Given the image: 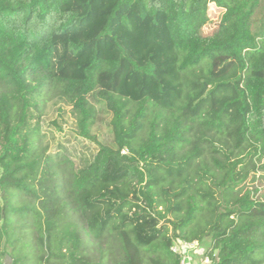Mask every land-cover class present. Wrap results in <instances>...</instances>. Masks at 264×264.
<instances>
[{
  "label": "trees",
  "instance_id": "16d2710c",
  "mask_svg": "<svg viewBox=\"0 0 264 264\" xmlns=\"http://www.w3.org/2000/svg\"><path fill=\"white\" fill-rule=\"evenodd\" d=\"M96 1L0 0V264H264L263 0H114L91 48Z\"/></svg>",
  "mask_w": 264,
  "mask_h": 264
},
{
  "label": "rangeland",
  "instance_id": "374dc122",
  "mask_svg": "<svg viewBox=\"0 0 264 264\" xmlns=\"http://www.w3.org/2000/svg\"><path fill=\"white\" fill-rule=\"evenodd\" d=\"M82 3L87 2L88 0H80ZM113 1L114 0H97L96 3H94L92 6H90L89 10H87L85 12L88 13V11H94L95 12V16L91 17L90 20V24L85 25V27H83L82 29V36L78 39V38H74L76 41H81V42H90V47L94 48L96 46V42L97 41H103L104 38L100 39L98 37L100 30L102 29V27L105 24V20H106V16L109 13V11L111 10L112 6H113ZM97 15V16H96ZM209 15L211 16V24L208 25L207 27H205L203 29V34L204 35H208L211 34L212 32L215 31V29L218 27V24L221 21V17L223 15V13L218 10L217 8L213 7L210 9L209 11ZM264 16V0L262 1V8L258 10L257 14H256V19L260 20L262 17ZM84 17V15H83ZM84 19H86L84 17ZM137 25H140V23H136ZM143 29L146 30L145 28V24H143ZM117 34L115 31L113 32V35ZM131 33H118V37L121 41V45L127 49L129 54L134 55L135 54V50L134 48L138 47V44H136V42L133 44L134 40L130 37ZM140 35V34H139ZM125 37V38H124ZM143 37V35L139 36ZM111 37L109 36V38H107L108 41H110ZM64 42V41H63ZM111 42V41H110ZM103 43V42H102ZM125 43H127L128 45H126ZM88 55V52H87ZM56 59L58 60V63H62L64 65H66V63L71 64V71L72 73L76 74V75H80L81 71H82V66L87 62L88 58L85 59H81L78 57H75L71 54H66L65 53V49L63 46L60 47L59 52L56 54ZM138 93L141 92V89L136 90ZM127 154V151H125ZM205 165H208L209 167H212L213 169H215L212 158H211V154L209 151H207L206 153L203 154V156L201 158H199L196 161L195 164V168H203L205 167ZM193 179L195 180V182L197 181V177L193 174ZM204 188H206L207 186H209L213 191L216 192V194L219 196V191L217 190L216 187L213 186L212 182L209 180H206V185H200ZM254 187H258L261 188L260 193L258 194V197H260L261 195L264 194V180H258L256 178H254L253 172L250 174V177L248 178V180L239 188H237V191L239 192V195H243L247 190H252ZM160 210V208H159ZM204 218H209L208 216H204ZM198 220L200 222V225H204V220L202 218V216L198 217ZM163 224V222H162ZM169 227V235H172L173 233V227L171 225H168ZM86 239L88 242H90V237L88 235H86ZM209 249H211V237H206L204 239L203 244H200V246H198L197 248V252L200 256H205L206 253L209 251ZM2 261L4 264H12V259L10 257H3Z\"/></svg>",
  "mask_w": 264,
  "mask_h": 264
},
{
  "label": "built area",
  "instance_id": "2783aa9c",
  "mask_svg": "<svg viewBox=\"0 0 264 264\" xmlns=\"http://www.w3.org/2000/svg\"><path fill=\"white\" fill-rule=\"evenodd\" d=\"M197 248V242L189 243L182 239H177L171 249L173 252L182 256L181 264H213L212 259L208 256L198 258L196 256L198 251Z\"/></svg>",
  "mask_w": 264,
  "mask_h": 264
}]
</instances>
